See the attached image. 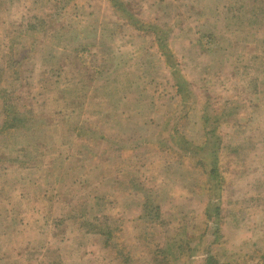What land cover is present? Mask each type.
<instances>
[{
	"label": "rangeland",
	"instance_id": "374dc122",
	"mask_svg": "<svg viewBox=\"0 0 264 264\" xmlns=\"http://www.w3.org/2000/svg\"><path fill=\"white\" fill-rule=\"evenodd\" d=\"M0 264H264V0H0Z\"/></svg>",
	"mask_w": 264,
	"mask_h": 264
},
{
	"label": "trees",
	"instance_id": "16d2710c",
	"mask_svg": "<svg viewBox=\"0 0 264 264\" xmlns=\"http://www.w3.org/2000/svg\"><path fill=\"white\" fill-rule=\"evenodd\" d=\"M5 108H6V106H5ZM9 116H10V113L7 114V111H6V116L4 117V124H3V126H5L6 128L9 127V124H8V118H9Z\"/></svg>",
	"mask_w": 264,
	"mask_h": 264
}]
</instances>
